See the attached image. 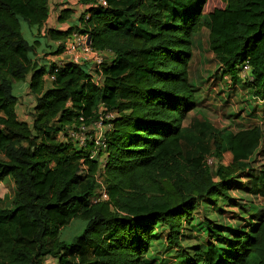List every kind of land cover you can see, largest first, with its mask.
<instances>
[{
    "label": "trees",
    "instance_id": "trees-1",
    "mask_svg": "<svg viewBox=\"0 0 264 264\" xmlns=\"http://www.w3.org/2000/svg\"><path fill=\"white\" fill-rule=\"evenodd\" d=\"M98 1L79 0L78 24L57 30L48 27L50 0H0V264H46L47 257L82 264L74 257L86 247L93 258L86 264H149L158 228L187 264H264V199L242 189L241 168L261 141L258 126L234 135L232 162L215 173L202 157L185 159L182 145L196 108L189 63L202 18L224 72L264 99V0H190L168 4L170 13L161 0ZM72 14L62 9L58 23ZM23 22L46 28L53 42L87 35L111 58L101 73L88 63L50 62L64 45L38 58L41 41L24 37ZM246 63L252 81L240 82ZM15 82L28 83L30 120L18 112ZM102 106L114 118L104 121L105 147L91 158L95 143L79 147L71 133L81 117L87 126L98 121ZM214 144L221 158L222 139ZM98 178L108 200L94 203ZM198 214L201 243L185 234ZM76 220L85 222L82 233L62 241Z\"/></svg>",
    "mask_w": 264,
    "mask_h": 264
},
{
    "label": "rangeland",
    "instance_id": "rangeland-1",
    "mask_svg": "<svg viewBox=\"0 0 264 264\" xmlns=\"http://www.w3.org/2000/svg\"><path fill=\"white\" fill-rule=\"evenodd\" d=\"M164 3L165 12L170 13L169 5L179 6L188 3L190 0H161ZM51 17L48 27L65 30L69 25L78 24V18L83 12V5L79 0H50ZM170 6V7H172ZM72 9L73 14L66 24H59L57 16L62 9ZM58 10V11H57ZM205 26L193 38L192 57L189 63V82L195 93L196 108L190 113L184 122L182 145L185 159L202 157L210 170L215 173L218 166L229 165L232 162L231 141L234 135L243 129L258 126L261 136L260 143L250 152L247 161L241 163V168L246 172L243 179V190L250 189V192L257 196L260 201L264 199V99L257 96L251 87L235 84L228 74L223 70L219 59L210 49V30L207 26L210 21L207 17L202 18ZM24 37L29 41L40 40L38 47V58H44L46 54L56 51L54 46L64 45L67 47L69 39L65 42H53L46 34V28L38 30L30 28L27 23H22ZM54 47V48H53ZM53 48V49H52ZM65 51V50H64ZM51 57V58H50ZM48 57L50 62L58 61L55 56ZM111 54L103 55L104 62H108ZM67 60L69 57L67 56ZM43 61H48L43 60ZM92 72L98 70L94 60L87 62ZM48 85L49 84V80ZM239 81L245 80L239 72ZM27 82H15L14 94L19 98L18 112L26 120L30 118L33 111V100L27 95ZM264 93V92H263ZM0 115H3L0 113ZM30 120V119H29ZM222 139L224 152L222 157H217L214 137ZM70 136L60 137L66 142ZM91 182H86L77 193L84 194L90 188ZM103 189L97 188L96 193H102ZM236 194V193H235ZM238 195V194H237ZM236 195V196H237ZM202 214L193 218L191 225L187 226L185 234L192 235L195 241L201 243L205 236L202 222ZM85 222L76 220L60 232L62 241L71 243L76 236L80 235ZM159 238L152 242L145 260L149 264H187V258L179 249L170 247L165 241L166 233L158 228ZM186 245V244H185ZM91 249L86 247L82 252H77L74 257L77 262L86 264L93 260ZM46 264H56V260L47 257Z\"/></svg>",
    "mask_w": 264,
    "mask_h": 264
},
{
    "label": "built area",
    "instance_id": "built-area-1",
    "mask_svg": "<svg viewBox=\"0 0 264 264\" xmlns=\"http://www.w3.org/2000/svg\"><path fill=\"white\" fill-rule=\"evenodd\" d=\"M98 4L104 7L107 6L105 0H99ZM105 53L106 52L94 50L91 47L90 38L87 35L83 36L74 33L70 36L67 47L65 46L64 53L60 56H55L58 60L55 63L61 66L64 63L84 64L94 60L97 64V71L101 73V66L104 64L103 55ZM67 56L69 60H67ZM240 74L245 81H252L249 64L246 63L241 67ZM95 81L97 84H101L103 81L102 75H99ZM99 113V120L89 126L85 124L84 118L81 117V124L78 131L71 133V137L75 141H78L79 147L85 148L87 144L92 141L95 143V150L91 153V158H96L100 148L105 147V132L110 126L106 127L104 121L114 118V114L107 112L103 106L100 108ZM98 183L101 185L103 191L93 198L94 203L101 200H108L107 191L100 178H98Z\"/></svg>",
    "mask_w": 264,
    "mask_h": 264
},
{
    "label": "crops",
    "instance_id": "crops-1",
    "mask_svg": "<svg viewBox=\"0 0 264 264\" xmlns=\"http://www.w3.org/2000/svg\"><path fill=\"white\" fill-rule=\"evenodd\" d=\"M58 11V10H57ZM63 25V24H62ZM51 58V57H50Z\"/></svg>",
    "mask_w": 264,
    "mask_h": 264
}]
</instances>
